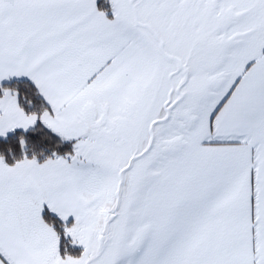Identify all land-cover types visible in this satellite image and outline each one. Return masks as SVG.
I'll list each match as a JSON object with an SVG mask.
<instances>
[{
  "label": "snow or ice",
  "instance_id": "obj_1",
  "mask_svg": "<svg viewBox=\"0 0 264 264\" xmlns=\"http://www.w3.org/2000/svg\"><path fill=\"white\" fill-rule=\"evenodd\" d=\"M0 264H264V0H0Z\"/></svg>",
  "mask_w": 264,
  "mask_h": 264
}]
</instances>
